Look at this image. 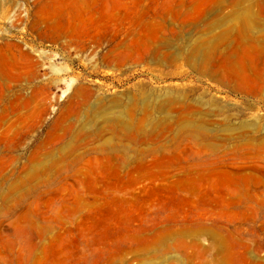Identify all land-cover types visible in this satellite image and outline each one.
Wrapping results in <instances>:
<instances>
[{
	"label": "rangeland",
	"instance_id": "1",
	"mask_svg": "<svg viewBox=\"0 0 264 264\" xmlns=\"http://www.w3.org/2000/svg\"><path fill=\"white\" fill-rule=\"evenodd\" d=\"M0 264H264V0H0Z\"/></svg>",
	"mask_w": 264,
	"mask_h": 264
}]
</instances>
